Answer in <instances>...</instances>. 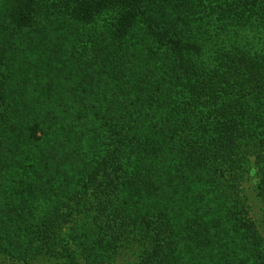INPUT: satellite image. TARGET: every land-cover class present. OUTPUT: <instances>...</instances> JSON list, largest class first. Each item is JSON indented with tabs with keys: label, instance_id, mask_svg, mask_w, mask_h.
<instances>
[{
	"label": "trees",
	"instance_id": "obj_1",
	"mask_svg": "<svg viewBox=\"0 0 264 264\" xmlns=\"http://www.w3.org/2000/svg\"><path fill=\"white\" fill-rule=\"evenodd\" d=\"M5 22L78 56L32 119L0 36V264H264V0H14Z\"/></svg>",
	"mask_w": 264,
	"mask_h": 264
},
{
	"label": "rangeland",
	"instance_id": "obj_2",
	"mask_svg": "<svg viewBox=\"0 0 264 264\" xmlns=\"http://www.w3.org/2000/svg\"><path fill=\"white\" fill-rule=\"evenodd\" d=\"M13 1L14 0H0V36H3L5 41L12 40L11 45H13V49L11 55L17 69L16 78L20 86L26 84L25 91H21V93L28 101V106L30 107L28 109H36V111L31 110L32 115L30 117L32 119L38 118L42 120L44 119V113L40 115H38V113L43 112L42 108L49 104L52 96L50 90V77L56 71L60 70L64 76V78L59 77V79L62 80V89L65 87L67 88L68 82L65 79L67 77L68 68L64 64L69 62L70 59L72 60L73 57L77 58L78 55L75 50L72 51V54H62L55 49V44H47L45 42L40 44L35 36H31L27 33L25 35L19 34L17 37L13 35V31L7 28V23L5 22ZM102 69L105 71L104 68ZM80 78L84 80L82 77ZM86 81L88 83L87 86L90 87L89 84L93 80L89 78ZM63 94L64 92L59 96L62 98ZM67 101L69 102V100ZM60 110V113H64L62 108ZM66 121H68V118L64 120V124H66ZM59 128H62V126L60 125ZM38 135L41 137L42 133L39 132ZM69 175L74 177V173L72 172H70ZM262 227L264 228V224Z\"/></svg>",
	"mask_w": 264,
	"mask_h": 264
}]
</instances>
